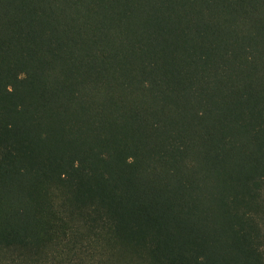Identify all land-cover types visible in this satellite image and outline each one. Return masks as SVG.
Masks as SVG:
<instances>
[{"label": "trees", "instance_id": "16d2710c", "mask_svg": "<svg viewBox=\"0 0 264 264\" xmlns=\"http://www.w3.org/2000/svg\"><path fill=\"white\" fill-rule=\"evenodd\" d=\"M0 264H264V0H0Z\"/></svg>", "mask_w": 264, "mask_h": 264}]
</instances>
